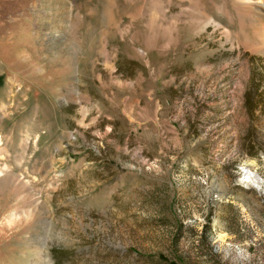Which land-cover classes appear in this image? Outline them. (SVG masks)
Segmentation results:
<instances>
[{
  "label": "rangeland",
  "instance_id": "374dc122",
  "mask_svg": "<svg viewBox=\"0 0 264 264\" xmlns=\"http://www.w3.org/2000/svg\"><path fill=\"white\" fill-rule=\"evenodd\" d=\"M0 264H264V0H0Z\"/></svg>",
  "mask_w": 264,
  "mask_h": 264
},
{
  "label": "bare ground",
  "instance_id": "6f19581e",
  "mask_svg": "<svg viewBox=\"0 0 264 264\" xmlns=\"http://www.w3.org/2000/svg\"><path fill=\"white\" fill-rule=\"evenodd\" d=\"M251 178V175L250 174H245V176H244V182H246L247 180H249Z\"/></svg>",
  "mask_w": 264,
  "mask_h": 264
}]
</instances>
